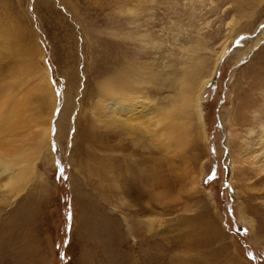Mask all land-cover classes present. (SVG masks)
Returning <instances> with one entry per match:
<instances>
[{
    "label": "rangeland",
    "instance_id": "rangeland-1",
    "mask_svg": "<svg viewBox=\"0 0 264 264\" xmlns=\"http://www.w3.org/2000/svg\"><path fill=\"white\" fill-rule=\"evenodd\" d=\"M188 46L200 48L203 75L214 72L201 102L204 127L192 121L188 164L164 169L169 189L151 200L160 206L151 212L122 192L130 183L110 180L123 174L122 163L111 165L109 180L102 174L104 155L126 154L149 175L130 185L137 193L159 179L152 161L100 145L98 89L129 62L180 68ZM24 68L25 86L35 90L49 73L64 125L52 123L51 167L46 157L35 164L42 180L16 197L0 176V264H264V174L248 144L264 125V0H0L2 93L4 84L22 86ZM150 90L153 102L169 92ZM19 99L27 125L1 136L0 146L30 153L46 120L37 119L36 99ZM137 169L127 176L138 179ZM184 172L190 179L180 181ZM152 218L161 226H150Z\"/></svg>",
    "mask_w": 264,
    "mask_h": 264
},
{
    "label": "bare ground",
    "instance_id": "bare-ground-1",
    "mask_svg": "<svg viewBox=\"0 0 264 264\" xmlns=\"http://www.w3.org/2000/svg\"><path fill=\"white\" fill-rule=\"evenodd\" d=\"M183 51L187 52L188 57L180 68H174L169 63L168 72H164V70L159 72L157 69L149 68L145 64L144 70H142L138 65L133 66L129 62L126 68L120 69L119 72H115L106 78L98 89L100 91V97L96 106V121H93V124L97 125L98 123V127L103 128L101 132L102 139H100V136L98 140V142L103 140V144H99L107 151L120 149L122 150L121 152H128L133 157L141 155L140 160L144 161V164H146L145 161L147 160V164L152 161V168H156L159 179L153 176L155 181L152 189L148 187L147 181V187L137 193L131 187L141 186L143 180L149 178V175L145 174L147 170L141 167L139 160H134L135 158L128 159L126 154H123L122 157L104 155L106 156L104 160L107 161L109 168H105L102 174L105 175L106 180H109V169L113 165H116L117 162L119 164L122 163V167H124L126 172L124 171L121 175H115L110 180L113 179L118 182H124L125 184L128 183V185L130 183L131 187L129 185V188L122 189V192L126 196L133 198L134 201L146 210L149 211L151 209V212L154 210L159 211L160 208L159 203L157 205L156 203L153 204L151 200L157 196L158 198L161 197V201H163L164 195L167 193V189H169V178L167 174H164V169L166 167H169V169L173 168V170L178 169L177 163H181L182 165L188 164L186 162L185 151L189 143L193 141V139L192 141L190 139L192 121L196 120L201 127H204L201 102L205 91L204 88L208 82L207 80L213 77L214 72L212 71L210 75L208 72L206 77L203 75L200 67L205 65V63L201 58L200 48L197 49L194 46H188ZM46 73L48 81L41 89L26 88L25 82L27 81L24 77H27L26 75L31 74V72L24 68L19 74V83L22 86L4 84L3 93L0 91V99H3V102L0 101V122L4 123V126L0 128V137L7 132H18L26 127L27 124L24 118L27 115H24L25 117L23 116L26 107L23 103L24 100L19 99L23 95L26 99H29V102L31 100H37V104L41 107V112L39 116L37 115V119L46 120V127L44 129L42 128L43 131L39 133L36 131L33 144L34 148L30 153L26 148L11 147L12 145L8 147H6L7 145L5 147L0 146V176L3 177L4 186L12 190L11 192L17 193L15 194L16 197L25 188L27 189L29 183L33 184L34 181H38L37 179L42 180V175L35 167L38 160L46 157V163L51 167L50 159L52 155L50 153L52 138L54 136L52 123L54 119L58 118L57 123L60 131V127L64 122L61 121L60 123L62 116L58 117V114L56 115V95L49 84V73ZM3 82V79H1L0 83ZM152 87L156 88V96H160V91L166 90V88L169 90L168 95L161 96L156 99V102H153L151 98L154 97V92L152 93L150 90ZM11 99V108L3 112L2 107L7 105L8 102H11ZM67 115L64 114L65 117ZM232 117L233 115L231 116V120ZM39 130L41 129L39 128ZM58 136L60 135L58 134ZM251 136L256 138L254 144H248L251 145V151H254L257 171L259 170V173L264 174V125L260 127L258 132L251 130ZM76 140H79L78 135L76 136ZM26 144L28 143L26 142ZM248 144H243V147H247V151ZM231 145L233 148L234 139ZM147 154L151 158L148 159L146 157ZM240 154L244 155V149L241 150ZM155 155L158 156L155 157ZM171 158L174 160H171ZM132 167L133 170L138 167L137 176H140L141 181L139 178L132 179L130 175L127 176ZM138 170L141 173H138ZM183 170H187V167H184ZM179 178L180 181H183L184 178L190 179L189 172H184ZM260 180L264 181V177ZM192 183H196L193 178L190 180L189 185L191 186ZM182 192H184L183 194L188 193L187 191ZM254 198L257 197L254 196ZM165 205L168 208L167 202ZM154 215L156 218H159V215L162 216L164 213L162 214L160 210V213L157 214V212H154ZM156 218L148 219V224L150 226H154L158 222L160 224L161 220H157Z\"/></svg>",
    "mask_w": 264,
    "mask_h": 264
}]
</instances>
